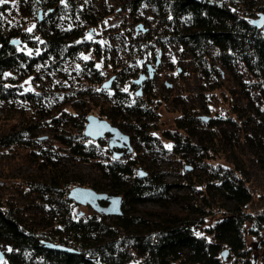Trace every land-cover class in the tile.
I'll use <instances>...</instances> for the list:
<instances>
[{
  "label": "rangeland",
  "instance_id": "rangeland-1",
  "mask_svg": "<svg viewBox=\"0 0 264 264\" xmlns=\"http://www.w3.org/2000/svg\"><path fill=\"white\" fill-rule=\"evenodd\" d=\"M7 1L11 3L4 15L7 25L35 31L38 13L24 14L26 9L19 5L18 0ZM86 1H90L99 18L87 25L78 37L83 46L77 58H64L59 65L42 63L19 82L21 91L38 92L39 97L27 98L18 94L0 102V136L15 129H19L22 136L21 140L9 144L0 142V202L4 208L23 224L53 234L58 222L49 209L54 199H60L62 189H49L43 186L44 182L58 177L60 185L68 191L74 185L84 184L117 193L105 184L100 165L113 157L108 149L109 134L102 140L93 138L69 114L75 112L70 100L78 98L86 109L84 117L93 112L111 119L101 110L108 109L115 91L121 89L128 92L130 102L146 104L152 94L149 105L156 109L157 127L151 133L158 143L149 147L134 136V150L121 158H136V173L140 165L149 171H163L165 179L172 183L169 205L189 206L206 190L203 180L207 170L194 165L192 159L199 158L200 154L197 151H175L173 139L164 134L165 129H176L177 118L188 111L192 118L190 135L193 141L214 145L210 150L213 156L208 161L213 165L221 163L236 167L251 191L245 210L253 215L264 212V93L260 80L243 64L234 69L224 66L218 60L215 48L211 50L210 59L216 64L219 75L213 80L189 48L170 37V24L158 16L149 3L131 8L129 0ZM16 36L22 37L21 34ZM35 36L39 38L36 45L22 39L19 48L38 51L42 37L38 33ZM159 54L162 61L155 76L145 84L144 92L137 94L138 85H134V78L141 73L146 62L155 63ZM90 60L101 74L100 79L92 78L94 72L89 67ZM108 79H111L110 85H103ZM212 83L218 86L212 87ZM62 106L65 110H61ZM54 114L60 118H52ZM203 114L216 116L219 122L212 126ZM132 117L134 115L129 116ZM122 127L132 134L137 133L132 127ZM69 138L83 143L95 141L98 157L88 159L76 153L68 143ZM186 164L192 167L187 169ZM215 195L212 190L213 204L219 203L215 201ZM69 199L74 219L95 215L97 219L107 221L117 215L104 217L91 204ZM57 205L61 204L57 202ZM141 205L161 206L153 201ZM210 207L200 210L202 221L196 227L198 233L208 238H212V234L206 230L207 226L212 225L223 211ZM122 208L124 213L129 206L123 201ZM251 224L253 226V222H246L248 228L245 231L250 264H264L263 230L251 232ZM122 239L133 253L134 260L140 261L142 257L137 254L133 241ZM0 248L7 250L11 246L0 244ZM230 251L225 262L245 264L243 256ZM0 264L10 263L2 256Z\"/></svg>",
  "mask_w": 264,
  "mask_h": 264
},
{
  "label": "trees",
  "instance_id": "trees-1",
  "mask_svg": "<svg viewBox=\"0 0 264 264\" xmlns=\"http://www.w3.org/2000/svg\"><path fill=\"white\" fill-rule=\"evenodd\" d=\"M18 3L26 9L24 14L38 13V21L35 31L21 29V26L9 27L4 15L11 3L0 4V102L18 94L27 98L39 97L38 92L21 91L19 82L42 63L59 65L64 58H77L83 46L78 37L87 25L99 18L90 1L86 0H18ZM143 3L151 4L157 15L170 24V37L186 45L213 80L219 75L216 64L210 59L211 50L215 48L218 60L229 69L237 68L239 64L246 66L260 80L264 93V27L252 22V18L264 9V0H129L131 8H138ZM35 33L42 37L38 51L19 48L22 39L36 45L39 38ZM18 34L22 37L16 36ZM14 38L19 41L13 42ZM91 62L92 78L97 80L101 74ZM216 86L212 83V87ZM151 100L152 94L146 104L130 102L128 92L117 89L108 109H102L101 113H107L114 123L118 120L119 125L134 128L137 133L132 134L133 138L137 136L152 147L158 139L151 133L157 127V112L149 105ZM70 102L75 112L69 116L83 129L88 115L84 117L86 109L78 98ZM60 108L65 110L64 106ZM130 115L134 117L131 119ZM207 115L210 125L219 122L216 116ZM51 117L60 118V115ZM176 124V129L164 130V134L173 139L174 150L197 151L200 157H193V164L207 170L203 180L206 190L193 204L169 205L172 183L165 179L163 171L148 170L146 175H140L134 170L136 158L124 160L121 156H113L100 165L105 184L124 195V202L129 206L126 212L113 215L107 221L97 219L95 215L74 219L68 190L60 185L58 177H53L43 183L49 189H62L60 199H54L49 209L58 222L53 234L23 224L0 202V244L11 246L3 250L4 257L10 264H171L173 261L177 264H223L232 250L243 256L245 264H250L245 240L246 222H253V226H249L251 232L263 230L264 246V212L253 215L246 211L244 207L251 199L246 180L236 167L221 163L213 165L208 161L213 156L210 150L214 145L193 141L191 113L185 111ZM20 133L19 129L8 131L0 136V142L19 141L22 139ZM68 143L76 153L88 159L98 157L95 141L83 143L69 138ZM212 190L219 203H212ZM146 201L161 206L141 205ZM208 206L223 210L206 228L212 238L196 229L202 221L200 210L205 211ZM122 238L133 241L137 254L142 257L140 261L134 260ZM44 240L60 242L76 250L51 248ZM224 249H228L226 258L222 253Z\"/></svg>",
  "mask_w": 264,
  "mask_h": 264
},
{
  "label": "water",
  "instance_id": "water-1",
  "mask_svg": "<svg viewBox=\"0 0 264 264\" xmlns=\"http://www.w3.org/2000/svg\"><path fill=\"white\" fill-rule=\"evenodd\" d=\"M252 22L257 25H262L264 27V10H261L258 15L252 18ZM13 42H18L19 38H14ZM160 56L158 55L157 62L159 61ZM155 65L151 62L148 63L149 75L154 73ZM147 76L145 72H141L137 77L134 79L141 84L137 89V93L142 91V82L143 79ZM111 79H108L103 82V85H110ZM205 119H208L209 116L207 114H203ZM84 132L93 137L99 138L104 136L107 132H110V139L109 144L113 146L114 144L118 143L119 145H129L128 150H133V145L131 143L130 134L124 131L119 125L113 123L107 117L100 116L99 114L90 112L87 115V121L84 126ZM125 151H116L114 152L115 157H119L121 154H124ZM186 168L190 169L191 165L186 164ZM139 174L146 175L148 170L145 169L142 165L139 166ZM68 196L73 198L75 201L81 203H89L94 208L99 211H104L107 214H119L122 213V203L124 201V195L122 193H110L108 191L98 190L94 186L84 185V184H77L71 187L68 191ZM101 199H108L109 202L107 204H102L100 202ZM48 247L57 248V249H66V250H76L74 247L56 242V241H46ZM43 242V243H44ZM228 249H224L222 251L223 257L226 258ZM4 256V251L0 248V257ZM171 264H177L173 261Z\"/></svg>",
  "mask_w": 264,
  "mask_h": 264
},
{
  "label": "flooded vegetation",
  "instance_id": "flooded-vegetation-1",
  "mask_svg": "<svg viewBox=\"0 0 264 264\" xmlns=\"http://www.w3.org/2000/svg\"><path fill=\"white\" fill-rule=\"evenodd\" d=\"M159 56H160V54H159ZM158 59V55L156 56V58H155V63H153L152 61H148V62H146V66H144V68H143V70L142 71H140V72H145L146 74H147V76L143 79V82H142V91L140 92V93H137V94H142L143 92H144V87H145V84L146 83H148L149 81H150V79H152V77H154L155 76V74H156V71H157V68H158V65L161 63V61H162V59H161V56H160V58H159V61L157 62L156 60ZM149 62H151V63H153V64H155V68H154V73L152 74V75H149V69H148V63ZM134 81V85H138V87L136 88V89H138L139 88V86L141 85V84H139L135 79L133 80ZM137 91V90H136ZM110 120V119H109ZM114 123V122H113ZM117 125H119L118 123H116ZM124 131H126V132H128L129 134H130V139H131V143H132V138H133V136H132V133L131 132H129L128 130H126V129H124L123 127H122V125H119ZM106 134H109V139H110V132H107ZM105 134V135H106ZM103 137V136H102ZM132 145H133V150H134V144L132 143ZM128 147H129V145H119L118 143H116V144H114L113 146H111L110 144H109V140H108V149H110V151L113 153V156H114V152H116V151H125V153L124 154H121L120 156H125L128 152H130L129 150H128ZM132 151V150H131ZM119 156V157H120ZM115 157V156H114ZM100 202L102 203V204H107L108 202H109V200L108 199H101L100 200ZM99 212H102L103 214H105V215H107V213H105L104 211H99Z\"/></svg>",
  "mask_w": 264,
  "mask_h": 264
},
{
  "label": "snow or ice",
  "instance_id": "snow-or-ice-1",
  "mask_svg": "<svg viewBox=\"0 0 264 264\" xmlns=\"http://www.w3.org/2000/svg\"><path fill=\"white\" fill-rule=\"evenodd\" d=\"M7 2V0H0V4H4V3H6ZM28 31H31V29H28ZM89 38H91V37H89ZM88 57H84V59H87ZM97 67H99V65H97ZM169 147H171L170 145H169Z\"/></svg>",
  "mask_w": 264,
  "mask_h": 264
}]
</instances>
